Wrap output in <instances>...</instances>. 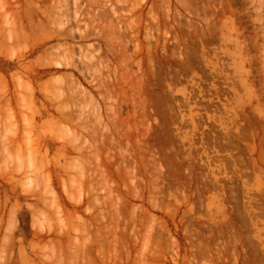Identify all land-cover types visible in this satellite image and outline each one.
<instances>
[{"label":"rangeland","instance_id":"obj_1","mask_svg":"<svg viewBox=\"0 0 264 264\" xmlns=\"http://www.w3.org/2000/svg\"><path fill=\"white\" fill-rule=\"evenodd\" d=\"M33 1L0 0V27L15 34V51L0 47V57L33 52L25 66L49 69L38 85L54 105L33 100L26 77L11 87L26 102L10 109L0 96V264H264V0ZM20 12L35 29L26 42L14 23ZM1 69L3 94L18 75L10 69L3 80ZM57 84L67 96L58 98L77 90L78 106L73 96L58 100ZM44 107L49 115H36ZM14 127L32 134L30 146L7 144Z\"/></svg>","mask_w":264,"mask_h":264},{"label":"bare ground","instance_id":"obj_2","mask_svg":"<svg viewBox=\"0 0 264 264\" xmlns=\"http://www.w3.org/2000/svg\"><path fill=\"white\" fill-rule=\"evenodd\" d=\"M9 1H10V0H9ZM30 1H31V0H28V3H29ZM36 1H37V0H36ZM50 1H51V0H50ZM61 1H62V0H61ZM77 1H78V0H77ZM22 2H23V1H22ZM26 2H27V1H26ZM32 2L35 4V1L32 0ZM58 2H59V1H58ZM65 2H66V1H65ZM69 2H70V1H69ZM30 3H31V2H30ZM63 3H64V1H63ZM70 3H71V2H70ZM74 3H75V2H74ZM77 3H78V2H77ZM77 3H76V4H77ZM8 4H9V3H8ZM8 4H7V5H8ZM10 4H11V3H10ZM17 4H18V3H17ZM19 4L21 5V3H19ZM22 4H23V3H22ZM59 4H60V3H59ZM65 4H66V3H65ZM76 4H75V5H76ZM32 5H33V4H32ZM32 5H31V6H32ZM62 5H63V4H62ZM67 5H68V4H67ZM67 5H66V6H67ZM71 5H72V4H71ZM78 5H79V4H78ZM78 5H77V6H78ZM44 6H45V5H44ZM53 6H55V5H53ZM12 7H13V6H12ZM15 7H16V6H15ZM21 7H22V5L20 6V8H21ZM38 7H39V6H38ZM40 8H41V7H40ZM56 8H57V7H56ZM4 9H5V7H4ZM10 9H11V8H10ZM27 9H28V8H27ZM35 9H36V8L34 7L33 10H35ZM52 9H53V8H52ZM2 10H3V9H2ZM24 10H25V9H24ZM37 10H39V9L37 8V9L35 10V14H36L37 12H39V11H37ZM22 11H23V10H22ZM36 11H37V12H36ZM41 11H42V10H41ZM50 11H51V10H50ZM10 12H11V11H10ZM16 12H17V11H15V13H16ZM23 12H24V11H23ZM43 12H44V11H43ZM45 12H46V11H45ZM4 13H5V11H4ZM13 13H14V12H13ZM32 13H33V12H32ZM40 13H41V12H40ZM59 13H60V12H59ZM61 13H62V12H61ZM6 14H7V12H6ZM66 14L68 15V13H66ZM66 14H65V16H66ZM78 14H79V13H78ZM16 15H17V14H16ZM26 15H28V14H26ZM26 15H25V17H26ZM74 15H76V14H74ZM7 16H8V15H6V17H7ZM54 16H56V19H57V15H54ZM65 16H64V17H65ZM70 16H71V14H70ZM1 17H2V16H1ZM19 17H20V19H19ZM44 17H45V16H44ZM73 17H74V16H73ZM76 17H77V16H76ZM84 17H85V16H84ZM15 18H16V17H15ZM15 18H14V19H15ZM27 18H28V17H27ZM27 18H26V19H27ZM48 18H50V17H48ZM68 18H69V19H68ZM68 18H67V20H70V17H68ZM82 18H83V17H82ZM82 18H81V19H82ZM26 19H25V20H26ZM56 19H54V20H56ZM74 19H75V18H74ZM12 20H13V19H12ZM12 20H10V21H12ZM25 20H24V13H21V12H20V16H18V18H17V20H16L17 22H16V21L14 22L15 24L17 23V31H18V32L16 31V33L18 34V37H17V38H18L19 42H20V41H22V42H26L27 38H30V37H31V36H30V33L32 32V31H31L32 29H30V28H31L33 25L30 26V24H28L29 27H30V28H29V27L27 26V23H26V25L24 24V22H26ZM47 20H48V19H47ZM59 20H60V19H59ZM59 20H58V21H59ZM8 21H9V19H8V20H7L6 18L4 19V23H5V22H8ZM10 21H9V22H10ZM27 21H28V20H27ZM41 21H42V20H41ZM71 21H72V18H71ZM2 22H3V21H2ZM9 22H8V23H9ZM28 22H29V21H28ZM53 22H55V21H53ZM61 22H62V21H61ZM61 22H60V23H61ZM63 22H64V21H63ZM63 22H62V23H63ZM67 22H68V21H67ZM4 23H3V24H4ZM29 23H30V22H29ZM65 23H66V22H65ZM10 24H12V23H10ZM10 24H9V25H10ZM35 24H36V23H35ZM37 24H38V23H37ZM50 24H51V22H50ZM52 24H54V23H52ZM57 24H58V23H57ZM57 24H56V25H57ZM63 24H64V23H63ZM67 24H68V23H67ZM69 24H70V21H69ZM72 24H74V23H72ZM4 25L7 26L6 24H4ZM44 25H45V23H44ZM59 25H60V24H59ZM76 25H77V24H76ZM79 25H80V24H79ZM2 26H3V25H2ZM5 26H4V27H5ZM13 26H14V24H13ZM51 26H52V25H51ZM4 27H3V28H4ZM37 27H38V26L36 25V28H37ZM79 27H80V26H79ZM79 27H77V29H78ZM0 28H1V27H0ZM5 28H6V27H5ZM5 28H4V29H2V28L0 29V47H1L2 49H5V50H6V49L10 46V43H12V42H10V41L14 39V38H13V39H11V38H12L13 35L15 36V34H12V31H10L9 28H8L9 30H8V29L5 30ZM10 28H11V27H10ZM28 28H29V29H28ZM32 28H33V27H32ZM52 28H53V27H52ZM75 28H76V27H75ZM93 28H94V27H93ZM33 29H34V28H33ZM38 29H39V28H38ZM77 29H76V30H77ZM81 29H82V28H80V30H81ZM87 29H88V28H87ZM11 30H13V29H11ZM52 30H53V29H52ZM52 30H51V31H52ZM62 30H63V29H62ZM89 30H90V29H89ZM8 31H10V32H8ZM30 31H31V32H30ZM34 31H35V29H34ZM46 31H47V30H46ZM51 31H50V32H51ZM55 31H58V30H55ZM60 31H61V30H60ZM68 31H69V30H68ZM70 31H72V30H70ZM83 31H85V28L83 29ZM83 31H81V32H83ZM92 31H93V30L91 29L90 32L92 33ZM13 32H14V31H13ZM38 32H39V31H38ZM41 32H42V31H41ZM53 32H54V31H53ZM53 32H52V34L50 33V35H51L50 37H52ZM62 32H65V31H62ZM75 32H76V31H75ZM81 32H80V33H81ZM10 33H11L12 35H10ZM45 33H46V32H45ZM48 33H49V31H48ZM55 33H57V32H55ZM59 33H60V32H59ZM68 33H69V32H68ZM78 33H79V32H78ZM83 33H84V32H83ZM86 33H89V32H86ZM31 34H32V33H31ZM57 34H58V33H57ZM60 34H61V33H60ZM92 34H93V33H92ZM37 35H38V33H37ZM48 35H49V34H48ZM54 35L57 36L56 34H54ZM67 35H68V34H67ZM70 35H71V34H70ZM70 35H69V37H70ZM79 35H80V34H79ZM95 35H96V33H95ZM39 36H40V35H39ZM65 36H66V35H65ZM65 36H60V37L62 38V37H65ZM86 36H87V35H86ZM97 36H98V35H97ZM40 37H42V36H40ZM46 37H47V36H46ZM46 37H45V38H46ZM60 37H59V38H60ZM25 38H26V39H25ZM45 38H44V39H45ZM48 38H49V36L45 39V41H46V40H49ZM80 38H81V36H80ZM33 39H34V38H33ZM37 39H38V38H37ZM57 39H58V37H57ZM83 39H84V38H83ZM18 40H17V41H18ZM24 40H25V41H24ZM40 40H43V39H40ZM74 40H75V39H74ZM88 40H89V39H88ZM27 41H28V40H27ZM15 42H16V41H15ZM19 42H18V43H19ZM40 42H41V41H40ZM36 43H37V42H36ZM107 43H108V42H107ZM16 44H17V42H16ZM20 44H21V43H20ZM20 44H19V45L17 44V45L20 47ZM41 44H42V43H41ZM36 45H37V44H36ZM44 45H45V44H44ZM46 45H47V44H46ZM55 45H56V44H55ZM57 45H58V44H57ZM72 45H73V44H72ZM108 45H112V44H109V43H108ZM14 46H15V45H14ZM23 46H24V45H23ZM52 46H53V45H52ZM60 46H61V45H60ZM78 46H79V45H78ZM85 46H86V45H85ZM12 47H13V46H12ZM30 47H31V46H30ZM43 47H44V46H43ZM72 47H73V46H72ZM9 48H10V47H9ZM24 48L26 49V47H24ZM53 48H54V47H53ZM67 48H68V46H67ZM73 48H74V47H73ZM80 48H82V47H80ZM22 49H23V48H22V46H21V49H20V50L18 49V50L21 52ZM78 49H79V48H78ZM89 49L91 50V48H89ZM9 50H11V51H15V49L12 50L11 48H10ZM18 50H17V51H18ZM23 50H24V49H23ZM23 50H22V51H23ZM61 50H62V49H61ZM79 50H81V49H79ZM90 50H89V51H90ZM94 50H95V49H94ZM2 51H3V50H2ZM6 51H7V50H6ZM11 51H10V52H11ZM24 51H25V50H24ZM26 51H27V50H26ZM30 51H31V50H30ZM10 52H9V53H10ZM53 52H54V51H53ZM74 52H75V51H74ZM80 52H81V51H80ZM1 53H3V52H0V54H1ZM9 53H8V55H9ZM11 53H12V52H11ZM13 53H14V52H13ZM22 53H23V52H22ZM31 53H33V52H31ZM31 53H29V54L25 53V55H23L22 57L20 56V58H18V59H16V60H14V59H13V60H12V59L10 60V59H7V58L5 59L4 57H0V69L2 68V69H1V72H2V76H3V77H1V79L4 78L3 80H5V78H7V75H6V77H5L3 74L7 73V71L9 72L10 69H11L10 71H12V70L14 71V70H15V74H14V75H18V76H16V77H18V79H16V78L14 77V78H12V79L10 80V78H9V81L12 82V83H10L11 85H10V88H9L8 91H7V89H5L7 92L4 91V92H6V93L3 92L4 95L1 94L2 92L0 91V92H1V93H0V94H1L0 96H1V98H2L1 100L7 102V104H4L5 106L8 105V107H9V105L11 106V104H13V103H15V102H16V103H20V102L25 101L26 98H25V99L23 98V97H25V96H24V95L22 96L21 94H19V93H18L19 91L17 92L18 89H14V90H13V89L11 88L12 86L16 88V87H17L16 83L20 85L21 81H20L19 79L23 80L25 77H26V79H27V78L30 79V80H31V83L33 82V84H34L33 87H31V88H32L31 91H30L29 89H27L28 91H30V92L32 93L31 98H32L33 100H35V101H36V100H39V101H41L43 104H46V105H47L48 103H49V105H50V102H51V105H54V104L52 103L54 100H53V99H49V97H48V95H49L50 92H52V91H50V90L47 89V88H46V89H45V88H42L41 84L38 85V84L43 80V76H44L46 73L49 72V71H48L49 69H46V70H47L46 73H45V72H44V73H43V72H39V73H38L36 70H33V69H31V68L25 66V61L28 59V57L31 55ZM49 53H50V52H49ZM55 53H56V52H55ZM86 53H87V52H86ZM6 54H7V53H6ZM71 54H72V53H71ZM73 54H74V53H73ZM73 54H72V55H73ZM78 54H79V52H78ZM80 54H82V53H80ZM3 55H4V54H3ZM8 55H7V56H8ZM13 55H14V54H13ZM15 55H17V54H15ZM53 55H54V54H53ZM56 55H57V54H56ZM74 55H75V57H76L77 54H74ZM1 56H2V54H1ZM9 56H10V55H9ZM11 56H12V55H11ZM41 56H42V55H41ZM57 56H58V55H57ZM84 56H85V55H84ZM94 56H95V55H94ZM17 57H18V56H17ZM50 57H51V56H50ZM52 57H53V56H52ZM58 57H60V56H58ZM75 57H74V58H75ZM85 57H86V56H85ZM85 57H84V59H87V57H86V58H85ZM99 57H100V56H99ZM11 58H13V57H11ZM56 58H57V57H56ZM61 58H62V57H61ZM71 58H72V57H71ZM79 58H80V57H79ZM88 58H89V57H88ZM90 58H91V57H90ZM47 59H48V58H47ZM80 59H81V58H80ZM99 59H102V58H99ZM38 60H39V59H38ZM40 60H41V59H40ZM51 60H52V59H51ZM59 60H61V59H58V61H59ZM64 60H66V59H64ZM71 60H72V59H71ZM76 60H77V59H76ZM78 60H79V59H78ZM91 60H94L93 56H92V59H91ZM95 60H96V58H95ZM30 61H31V60H30ZM46 61H47V60H46ZM52 61H53V60H52ZM56 61H57V60H56ZM61 61H63V60H61ZM74 61H75V60H74ZM84 61H86V60H84ZM104 61H105V60H104ZM26 62H27V61H26ZM38 62H39V61H38ZM66 62H67V61H66ZM79 62L81 63L80 60H79ZM79 62H78V63H79ZM86 62L89 63L88 60H87ZM41 63H43V61H41ZM60 63H61V62H60ZM67 63H68V62H67ZM67 63H66V64H67ZM73 63H74V62H73ZM75 63H76V62H75ZM78 63L74 65V66H77V68H78V66H79ZM84 63H85V62H84ZM96 63H97V62L95 61V64H96ZM28 64H29V62H28ZM31 64H32V63H31ZM31 64H30V65H31ZM38 64H39V63H38ZM45 64H46V63H45ZM49 64H50V63H49ZM57 64H58V63H57ZM61 64H62V63H61ZM61 64H58V66L61 67L62 65H64V64H65V61H64V64H62V65H61ZM69 64H70V62H69ZM82 64H83V61H82ZM85 64H86V63H85ZM89 64H90V63H89ZM92 64H93V63H92ZM99 64H100V62L97 64V66H98ZM102 64H103V60H102ZM104 64H105V63H104ZM106 64H107V63H106ZM26 65H27V64H26ZM36 65H37V64H36ZM41 65H42V64H41ZM43 65H44V64H43ZM43 65H42V66H43ZM67 65H68V64H67ZM70 65H72V63H71ZM100 65H101V64H100ZM27 66H28V65H27ZM47 66H48V65H47ZM55 66H56V64H55ZM83 66L85 67V65H82V67H83ZM87 66H88V65H87ZM102 66H104V65H102ZM48 67H50V66H48ZM69 67H70V66H69ZM71 67H72V66H71ZM71 67H70V68H71ZM82 67H81V68H82ZM90 67H92V65H91ZM40 68H41V67H40ZM61 68L63 69V67H61ZM73 68H75V67H73ZM77 68H76V69H77ZM103 68H104V67H103ZM105 68H106V67H105ZM57 69H58V67H57ZM83 69H85V68H83ZM86 69H90V68L88 67V68H86ZM50 70H51V69H50ZM78 70H79V68H78ZM80 70H82V69H80ZM109 70H110V69H109ZM4 71H5V72H4ZM89 71H90V70H89ZM92 71H93V70H92ZM97 71H98V70H97ZM97 71L94 72V73H98ZM101 71H102V70H101ZM107 71H108V69H107ZM57 72H58V71H57ZM81 72H84V71H79V73L82 74V75H86V74H83V73H81ZM50 73H51V72H50ZM58 73H59V72H58ZM84 73H86V71H85ZM89 73H90V72H89ZM7 74H8V73H7ZM11 75H12V74H10V76H11ZM53 75H56V73H54ZM66 75H68V74L66 73ZM87 76H88V75H87ZM90 76H91V75H90ZM12 77H13V76H12ZM64 77H65V76H64ZM71 77H73V76H71ZM71 77H70V78H71ZM74 77H75V76H74ZM64 79H65V78H64ZM68 79H69V78H68ZM74 79H76V78H74ZM87 79H88V77H87ZM3 80H2V81H3ZM48 80H50V79H48ZM48 80H47V81H48ZM55 80L58 81V84L60 83V85L62 84V85L65 86V88H66L67 85H65V83H64V84L62 83L63 77H62V79H61L60 76H59V78L56 77ZM69 80H70V79H69ZM72 80H73V79H72ZM76 80H77V79H76ZM84 80H85V79H84ZM6 81H7V79H6ZM28 81H29V80H28ZM53 81H54V80H53ZM63 81L66 82L67 80H66V81L63 80ZM74 81H75V80H73V82H74ZM77 81H78V80H77ZM3 82H4V81H3ZM29 82H30V81H29ZM69 82H70V81H69ZM71 82H72V81H71ZM73 82H72V83H73ZM6 83H8V82H6ZM24 83H25V79H24ZM24 83H23V84H24ZM27 83H28V82H27ZM45 83H46V82H45ZM49 83H50V81H49ZM55 83H57V82H55ZM76 83H77V82H76ZM78 83H79V82H78ZM95 83H96V82H95ZM95 83H94V84H95ZM23 84H22V85H23ZM28 84H29V83H28ZM47 84H48V82H47ZM58 84H57V86H60V85H58ZM67 84H68V83H67ZM70 84H71V83H70ZM29 85H30V84H29ZM29 85H28L27 88H29ZM51 85H52V84H51ZM78 85H79V84H78ZM99 85L104 86L105 84L102 85L101 83H99ZM20 86H21V85H20ZM30 86H32V85H30ZM46 86H47V85H46ZM54 86H55V85H54ZM63 86L56 87V88H58V90H59V89L62 90ZM68 86H69V85H68ZM75 86H77V84H76ZM79 86H80V85H79ZM4 87L8 88V87L5 86V85H4ZM18 87H19V86H18ZM22 87H23V86H22ZM24 87H25V86H24ZM51 87H53V86H51ZM71 87H72V85H71ZM71 87H70L69 89H71ZM73 87H74V85H73ZM99 87H100V86H99ZM106 87H107V86H106ZM106 87H105V88H106ZM1 88H3V86H2ZM76 88L78 89L79 87H76ZM100 88H102V87H100ZM20 89H21V87L19 88V90H20ZM25 89H26V88H25ZM50 89H51V88H50ZM73 89H74V88H73ZM73 89H71V90H73ZM82 89H83V87H82ZM98 89H99V88H98ZM103 89H104V87H103ZM107 89H108V88H107ZM52 90H53V89H52ZM58 90H57V93H56V95L58 94V95L56 96L57 98H58V96H61V95H62V96H66V95H63V93H62V92L65 93V91H66L65 89H63V90L60 91V92H58ZM64 90H65V91H64ZM67 90H68V88H67ZM78 90H79V89H78ZM105 90H106V89H105ZM105 90H104V91H105ZM68 91H69V90H68ZM68 91H67V93H68ZM76 91H77V90H75L74 92L71 91L70 94H69V95H71V97L73 96L72 101H74V98L76 97V95H78V94L75 93ZM81 91H82V90H81ZM85 91H86V90H85ZM106 91H107V90H106ZM108 91H109V90H108ZM25 92H27V91L25 90ZM72 92H73L74 94H73ZM79 92H80V91H79ZM87 92H88V91H87ZM21 93H22V91H21ZM28 93H29V92H28ZM71 93H72V94H71ZM24 94H25V93H24ZM53 94H54V95H53V97H54V96H55V93H53ZM59 94H60V95H59ZM75 94H76V95H75ZM79 94H81V93H79ZM83 94H84V90H83ZM89 94H90V93H89ZM89 94H88V97L90 96L89 98L91 99V95H89ZM105 94H106V93H105ZM105 94H104V98L107 99V98L105 97ZM108 94H110V93H108ZM2 95H3V96H2ZM25 95L27 96V94H25ZM51 95H52V94H50L49 96H51ZM84 95H85V94H84ZM28 96H29V95H28ZM86 96H87V95H86ZM47 97H48V99H47ZM66 97H67V96H66ZM71 97L68 98V99H71ZM102 97H103V96H102ZM57 98H54V99L56 100ZM59 98H60V97H59ZM59 98H58V100H59ZM64 98H65V97H64ZM64 98H60V99H64ZM77 98H78V97H77ZM32 99H31V100H32ZM65 99H66V101L68 100L67 98H65ZM78 99H79V98H78ZM84 99L86 100L85 97H84ZM109 99H110V98H109ZM109 99H108V102H109ZM1 100H0V101H1ZM33 100H32V102H33ZM49 100H50V101H49ZM52 100H53V101H52ZM18 101H19V102H18ZM26 101H27V100H26ZM26 101H25V102H26ZM56 101H57V100H56ZM68 101H69V100H68ZM70 101H71V100H70ZM70 101H69V103H70ZM90 101H91V100H90ZM90 101H89V102H90ZM8 102H9V103H8ZM25 102H24V103H25ZM74 102H75V103H72V102H71V103L73 104V106L77 103L76 100H75ZM81 102H82V101H81ZM86 102H87V101H86ZM92 102H93V100H92ZM103 102H104V101H103ZM0 103H1V102H0ZM2 103H3V102H2ZM4 103H5V102H4ZM10 103H11V104H10ZM27 103L29 104V102H27ZM36 103H38V102H36ZM64 103H65V100H62V101H60V103L58 104V106H59V107H60V105L65 106ZM71 103H70V104H71ZM90 103H91V102H90ZM20 104H21V103H20ZM77 104H78V103H77ZM77 104H76V105H77ZM81 104H83V102H82ZM81 104H80V105H81ZM91 104H94V102L91 103ZM106 104H107V103H106ZM23 105H24V104H23ZM31 105H34V103H33V104L31 103ZM46 105H45V106H46ZM66 105H67V104H66ZM80 105H79V107L82 106V105H81V106H80ZM86 105H87V104H86ZM95 105H96V104H95ZM2 106H3V105H2ZM2 106H1V107H2ZM28 106H30V105H28ZM62 106H61V107H62ZM67 106H68V105H67ZM77 106H78V105H77ZM88 106H90V104H89ZM88 106H86V107H88ZM19 107H20V105H19ZM24 107H25V106H24ZM31 107H32V106H31ZM37 107H38V106H37ZM46 107H47V106H46ZM46 107H44V109H42V110H41V109L39 110V109L37 108V111H36L37 113H36V115L39 114V115L43 116V115H45V114H47V113H48V115H49L50 110H49V108L47 109ZM83 107H84V105L82 106V108H83ZM86 107H85V109H88V108L90 109L91 106L88 107V108H86ZM105 107H108V105L105 106ZM9 108H10V107H9ZM12 108H13V107H12ZM34 108H35V107H34ZM52 108L55 109L54 106H52ZM52 108L50 107L51 110H53ZM56 108H58V107H56ZM65 108H67V110L70 111V109H71L72 107H71L70 109H68V107L65 106L63 109H65ZM96 108H97V106H96L95 109H93V110H96ZM0 109H1V108H0ZM2 109H3V107H2ZM5 109H7V107H6ZM10 109H11V108H10ZM58 109H59V108H58ZM72 109H73V108H72ZM72 109H71V110H72ZM85 109H84V111H85ZM109 109H110L109 111L112 110L110 107H109ZM7 110H8V109H7ZM23 110L25 111V109H23ZM26 110H27V108H26ZM35 110H36V108H35ZM61 110H62V108H61ZM67 110H65V111L67 112ZM97 110H98V109H97ZM3 111H4V110H3ZM17 111H18V110H17ZM24 111H23L22 113H24ZM31 111H32V109H31ZM33 111H34V110H33ZM57 111L59 112V110H57ZM73 111H74V110H73ZM78 111H81V110L78 109ZM88 111H89V110H88ZM1 112H2V111H1ZM1 112H0V114H1ZM13 112H14V109H13ZM18 112H20V111H18ZM54 112H55V111H54ZM54 112H53V113H54ZM61 112H62V111H61ZM74 112H75V111H74ZM81 112H83V111H81ZM95 112H96V111H95ZM11 113H12V112H11ZM15 113H16V112H15ZM25 113H26V112H25ZM32 113H33V112H32ZM53 113H51V114H53ZM62 113H63V112H62ZM68 113H69V112H68ZM71 113H72V112H71ZM84 113H85V112H84ZM84 113H83V114H84ZM93 113H94V112H93ZM112 113H113V112H112ZM5 114H7V113H4V115H5ZM13 114H14V113H13ZM13 114H10V116H9L10 119H11V118H14V116L12 117ZM19 114H20V113H19ZM19 114H18V115H19ZM63 114H64V113H63ZM86 114H87V113H86ZM88 114H89V113H88ZM91 114H92V111H91ZM25 115H26V114H25ZM54 115H55V114H54ZM57 115H58V114H57ZM69 115H70V114H69ZM69 115H68V116H69ZM72 115H73V114H72ZM72 115H71V116H72ZM94 115H95V113H94ZM107 115H108V114H107ZM22 116H23V115H22ZM58 116H59V115H58ZM68 116H67V117H68ZM74 116H76V114H75ZM83 116H84V115H83ZM109 116H110V115H109ZM0 117H3V116H0ZM6 117H7V115H6ZM15 117H16V115H15ZM20 117H21V116H20ZM20 117H19V118H20ZM24 117H26V116H24ZM28 117H30V116H28ZM28 117H26V118L28 119ZM32 117H33V116H32ZM54 117H55V116H54ZM87 117H88V115H87ZM3 118H4V117H3ZM7 118H8V117H7ZM9 118H8V120H10ZM68 118H69V117H68ZM77 118H79V117H77ZM5 119H6V118H5ZM15 119H16V118H15ZM22 119H23V118H22ZM27 119H26V120L24 119L25 122L27 121V124H28L26 128L29 127V123H28L29 121H28ZM31 119H32V118H31ZM51 119H52V118H51ZM58 119H59V118H58ZM58 119H57V120H58ZM73 119H74V117H73V118L71 117V120H73ZM94 119H95V117H94ZM6 120H7V119H6ZM8 120H7V121H8ZM12 120H13V119H12ZM12 120L10 121L11 123H12ZM16 120H17V119H16ZM52 120H53V119H52ZM75 120H76V119H75ZM79 120H80V118H79ZM89 120H90V119H89ZM4 121H5V120H4ZM13 121H14V120H13ZM31 121H32V120H31ZM31 121H30V122H31ZM87 121H88V120H87ZM103 121H104V120H103ZM8 122H9V121H8ZM15 122H19V121H15ZM32 122H33V121H32ZM56 122L58 123V121H56ZM56 122H55V123H56ZM67 122H68V121H67ZM69 122H70V121H69ZM72 122H73V121H72ZM78 122H79V121H78ZM80 122H81V120H80ZM90 122H91V121H90ZM11 123H10V124H11ZM34 123H35V122H34ZM60 123H61V122H60ZM75 123H76V122H75ZM87 123H88V122H87ZM102 123H103V122H102ZM2 124H3V123H2ZM10 124L8 123V125H10ZM12 124H13V123H12ZM12 124H11L10 126H12ZM25 124H26V123H25ZM81 124H82V123H81ZM83 124H85V123H83ZM103 124H104V123H103ZM3 125H4V124H3ZM13 125H14V124H13ZM16 125H17V124H16ZM30 125H31V124H30ZM33 125H34V124H33ZM46 125H47V124H46ZM62 125H63V124H62ZM71 125H72V124H71ZM88 125H89V124H88ZM90 125H91V124H90ZM105 125H106V124H105ZM24 126H25V125H24ZM48 126H49V125H48ZM79 126H80V125H79ZM83 126L86 127L85 125H83ZM30 127H31V126H30ZM33 127H34V126H33ZM33 127H32V129H33ZM37 127H38V125H37ZM61 127H62V126H61ZM74 127H75V126H74ZM81 127H82V126H80V128H81ZM94 127H95V126H93V129H94ZM107 127H108V126H107ZM15 128H16V127H14L13 129H15ZM19 128H20V126H19ZM26 128L23 127L24 130H25ZM62 128L65 129L64 126H63ZM62 128H61V130H62ZM77 128H78V127H77ZM40 129H41V128H40ZM48 129H50V128H48ZM51 129H52V128H51ZM70 129H71V128H70ZM70 129L68 128L67 130H70ZM81 129H82V128H81ZM88 129H89V128H88ZM88 129H86V130H88ZM15 130H16V129H15ZM18 130H19V129H18ZM34 130H35V129H34ZM36 130H37V129H36ZM67 130H66V131H67ZM90 130H92V129H90ZM16 131H17V130H16ZM26 131H28V130H26ZM38 131H39V130H38ZM64 131H65V130H64ZM66 131H65V132H66ZM29 132L31 133V131H29ZM29 132H28V133H29ZM50 132H52V130H51ZM68 132L70 133L71 131H67L66 133H68ZM36 133H37V131H36ZM36 133H35V134H36ZM66 133H65L64 135L67 136L69 133H68V134H66ZM35 134H34V135H35ZM38 134H39V132L37 133V135H38ZM73 134H74V133H73ZM75 134H76V133H75ZM75 134H74V135H75ZM7 135H8V134H7ZM12 135H14L12 138H6V140H5V141H7V139H8L7 144H8L9 146H13V145L16 144V143H21V140H22V139H23V142H24V140H25V141L27 140V141H26L27 143H24V146H25V145L30 146V144H29V143H30L29 138L32 136V134H31V136H29V138H28V136H27L26 139H25V137H26L27 134H25V132L22 133L21 131H19V132L17 131V133L12 134ZM28 135H29V134H28ZM9 136H10V135H9ZM34 137H35L36 140H37V136L35 135V136H33L32 138H34ZM40 137H41V136H40ZM68 137H70V135H68ZM72 137H73V139H74V136H73V135H72ZM72 137H71V138H72ZM75 137H76V136H75ZM65 138H66V137H65ZM0 139H1V138H0ZM68 139H69V138H68ZM73 139H71V140H72V142H74V145H75V144H76L75 141H76L77 138H76L75 140H73ZM28 140H29V141H28ZM42 140H43V139H42ZM42 140H41V141H42ZM64 140H66V139H64ZM78 140H79V138L77 139V141H78ZM1 141H2V140H1ZM33 141H35V139H34ZM33 141H31V144H32ZM66 141H67V140H66ZM2 142H4V141H2ZM23 142H22V144H23ZM28 142H29V143H28ZM35 142H37V141H35ZM35 142H33V143L35 144ZM69 142H71V141L68 140V143H69ZM72 142H71V144H72ZM41 143H42V142H41ZM41 143H40V145H41ZM79 143H80V142H79ZM79 143H77V144H79ZM4 144H5V143H4ZM36 144H37V143H36ZM63 144H64V143H63ZM71 144H70V146H71ZM80 144H81V143H80ZM20 145H21V144H20ZM32 145H33V144H32ZM50 145H51V144H50ZM50 145H49V142H48V146H50ZM36 146H39V144L32 146V147H31L32 150L30 149V151H31V156H32V154H33V157L36 155V154H34V153H35L34 151L36 150V149L34 150V148H35ZM55 146H56V145H55ZM60 146H61V145H60ZM60 146H59V147H60ZM75 146H79V145H75ZM1 147H5V146H1ZM21 147H22V146H21ZM33 147H34V148H33ZM40 147H41V146H40ZM73 147H74V146H73ZM80 147L82 148V146H80ZM28 148H29V147H28ZM43 148H44V147H43ZM47 148H48V147H47ZM77 148L79 149V147H77ZM41 149H42V148H41ZM0 150H1V151L4 150L3 152L0 151L1 153L4 154V152H5V148H4L3 150H2V148H0ZM7 150H8V149H7ZM33 150H34V151H33ZM37 150H38V149H37ZM49 150H50V149H49ZM74 150H75V149H74ZM80 150H81V149H79V152H80ZM30 151H29V153H28L29 155H30ZM39 151H40V149H39ZM39 151H38V152H39ZM62 151H63V150H62ZM83 151H84V150H83ZM88 151H90V149H89ZM40 152H41V151H40ZM45 152H46V151H45ZM1 153H0V154H1ZM8 153H10V152L8 151ZM8 153H6V154H8ZM24 153H26V152H24ZM48 153H49V152H48ZM66 153H67V151H66ZM69 153H70V152H69ZM85 153H86V152H85ZM41 155H42V154H41ZM41 155H40V156H41ZM46 155H47V153H46ZM5 156H6V155H5ZM9 156H10V155H9ZM64 156H67V155H64ZM68 156H70V155H68ZM81 156H82V155H81ZM83 156H85V154H84ZM83 156H82V157H83ZM90 156H91V155H90ZM22 157H23V156H22ZM22 157H21V159L23 160ZM36 157H37V156H36ZM52 157H53V156H52ZM73 157H74V156H73ZM85 157L87 158L88 156H85ZM91 157H92V156H91ZM34 158H35V157H34ZM54 158H55V157H54ZM66 158H67V157H66ZM69 158H70V157H69ZM71 158H72V157H71ZM86 158H85V159H86ZM88 158H89V157H88ZM21 159H19V161H21ZM26 159H27V157H26ZM50 159H52V158H50ZM77 159H79V158H77ZM24 160H25V159H24ZM28 160H29V159H28ZM30 160H31V162H33L31 158H30ZM30 160H29V161H30ZM72 160H73V158H72ZM75 160H76V159H75ZM83 160H84V159H83ZM87 160H88V159H87ZM47 161H48V160H47ZM67 161H68V160H67ZM84 161H85V160H84ZM84 161H83V164H84ZM17 162H18V161H17ZM22 162H23V161H22ZM31 162H28L27 164L29 165V163H31ZM48 162H49V161H48ZM58 162H59V161H58ZM88 162L90 163V161H88ZM18 163H20V162H18ZM23 163H24V162H23ZM23 163H22V164H23ZM75 163H76V162H75ZM89 163H86V164H89ZM33 164H34V163H33ZM35 164H36V163H35ZM49 164H50V163H49ZM69 165H70V164H69ZM72 165H73V164H72ZM77 165H78V164H77ZM79 165H80V163H79ZM79 165H78V167H79ZM84 165H85V164H84ZM17 166H18V165H17ZM26 166H27V165H26ZM26 166H25V168H26ZM29 166H30V165H29ZM32 166H33V165L30 166L31 169L28 168V166H27V168L30 169L31 172H32V170H33V169H32ZM34 166H35V165H34ZM51 166H52V165H51ZM70 166H71V165H70ZM70 166H69V167H70ZM75 166H76V164H75ZM82 166H83V165H82ZM85 166H86V165H85ZM85 166H84V167H85ZM19 167H21V164H20ZM23 167H24V166H23ZM73 167H74V166H73ZM73 167H72V168H73ZM25 168H24V169H25ZM65 168H66V166H65ZM65 168H64V169H65ZM75 168H76V167H75ZM82 168H83V167H82ZM12 169H13V168H12ZM16 169L18 170V173H19V170H20L21 168H20V169L16 168ZM34 169H35V168H34ZM64 169H63V170H64ZM68 169H70V168H68ZM68 169H66V170L68 171ZM22 170H23V169H22ZM37 170H38V169H37ZM7 171H8V170H7ZM9 171H10V170H9ZM64 171H65V170H64ZM67 171H66V172H67ZM74 171H75V170H74ZM76 171H77V169H76ZM81 171H82V169H81ZM3 172H4V171H3ZM26 172H27V171H26ZM26 172H25V173H26ZM70 172H71V171H70ZM78 172L80 173V171H78ZM8 173H9V172H8ZM8 173H5V174L8 175ZM15 173H16V171H15ZM25 173H24V174H25ZM36 173L38 174L37 171H36ZM82 173H84V170L82 171ZM3 174H4V173H3ZM9 174H10V173H9ZM13 174H14V173H13ZM13 174H11V175H13ZM19 174H20V173H19ZM32 174H33V175H36V174L34 173V170H33V173H32ZM55 174H56V173H55ZM84 174H85V173H84ZM11 175H10V176H11ZM15 175H16V174H15ZM22 175H23V174H22ZM27 175H28V174H27ZM30 175H31V174H30ZM10 176H9V178L12 177V176H11V177H10ZM23 176H25V175H23ZM77 176H79V175L77 174ZM4 177L6 178V176H4ZM4 177H3V176H0V179H3V180H4ZM29 177H30V176H29ZM42 177H43V176H42ZM69 177H70V176H69ZM73 177H74V176H73ZM73 177H72V178H73ZM80 177H81V174H80ZM80 177H79V178H80ZM9 178L7 179L8 181H9ZM25 178H26V177H25ZM88 178H89V177H88ZM11 179H12V178H11ZM46 179H47V178H46ZM7 180H5V181H7ZM72 180H75V178L72 179ZM85 180H86V179H85ZM76 181H77V179H76ZM80 181H81V179L79 180V182H80ZM86 181L88 182V180H86ZM79 182H78V183H79ZM84 182H85V181H84ZM84 182L82 181V183H84ZM29 185H30V184H29ZM89 185H90V184H89ZM0 186H1V185H0ZM14 187H15V186H14ZM31 187H32V186H30V188H31ZM80 187H81V182H80ZM15 189H16V188H15ZM27 189H28L27 191H33L35 188H34L33 190H29V188L27 187ZM4 191H5V190H4ZM25 191H26V190H25ZM46 191H47V189H46ZM46 191H45V193H46ZM33 192H34V191H33ZM33 192H32V193H33ZM7 193H8V192H7ZM25 193H26V192H25ZM29 193H30V192H29ZM32 193H31V195H32ZM43 193H44V192H43ZM26 194H27V193H26ZM12 196H13V195H12ZM35 198H36V197H35ZM9 199H10V198H9ZM4 200H5V199H4ZM37 200H38V199H37ZM6 201H8V200H6ZM0 202H1V201H0ZM37 202H38V201H37ZM54 202H55V201H54ZM54 202H53V203H54ZM7 206H8V205H7ZM4 207H5V205H3L2 203H0V213H1L2 211H4ZM32 209H33V208H32ZM13 212H14V211H13ZM16 213H17V212H16ZM36 213H37V212H36ZM33 215H34V214H33ZM61 221H62V220H61ZM61 221H59V222H61ZM64 223H65V222H64ZM60 224H61V223H60ZM68 225H69V224L67 223L66 226H68ZM71 225H72V224H71ZM71 225H70V226H71ZM54 227H55V226H54ZM68 227H69V226H68ZM71 227H72V226H71ZM57 228H58V227H57ZM64 235H65V234H64ZM64 235H63V237H64ZM66 237H67V235H66ZM60 239H61V238H60ZM90 239H91V238H90ZM59 243H60V242H59ZM56 245L58 246V244H56ZM103 245H104V244H103ZM11 246H12V245H11ZM13 246H14V245H13ZM57 246H55V248H54L53 250H55ZM89 246H90V245H89ZM20 247H21V246H20ZM59 247H61V246L59 245ZM109 247H110V246H109ZM12 248H13V247H12ZM105 248H106V247H105ZM20 249H21V248H20ZM57 249H58V247H57ZM61 250L63 251L64 248H63V249L61 248ZM98 250H100V249H98ZM103 251H104V248H103ZM103 251H102V252H103ZM108 251H109V250H108ZM19 252H20V251H19ZM56 252H57V251H56ZM63 252H64V251H63ZM76 252H78V250H77ZM102 252H101V253H102ZM53 253H54V252H53ZM107 253H108V252H107ZM59 254H60V252H59ZM75 254H78V253H75ZM18 255H19V254H18ZM20 255H21V254H20ZM53 255H54V254H53ZM61 255H66V254H65V253H64V254L61 253ZM18 257H19V256H18ZM50 257H51V256H50ZM52 257H53V256H52ZM59 257H60V256H59ZM62 257H64V256H62ZM62 257H61V258H62ZM95 257H96V256H95ZM22 258H23V257H22ZM48 258H49V257H48ZM48 258H47V260H50V259H48ZM55 258L58 259L57 255H56ZM64 258H65V257H64ZM100 258L102 259V257H100ZM20 259H21V258H20ZM23 259H24V258H23ZM59 259H60V258H59ZM70 259H71V258H70ZM70 259H69V260H70ZM84 259H85V258H84ZM67 260H68V258H67ZM58 261H59V260H58ZM15 262H17V261L15 260ZM52 262H53V261H52ZM59 262H61V261H59ZM59 262H58V263H59ZM62 262H63V260H62ZM65 262H67L66 259H65V261H64L63 263H65ZM85 262H86V261H85ZM19 263H21V262H19ZM19 263H18V264H19ZM48 263H49V262H48ZM53 263H54V262H53ZM58 263H57V264H58ZM63 263H62V264H63ZM16 264H17V263H16ZM93 264H94V263H93Z\"/></svg>","mask_w":264,"mask_h":264}]
</instances>
